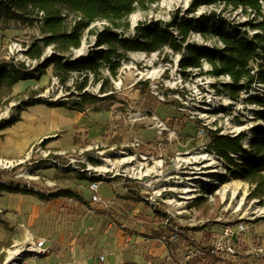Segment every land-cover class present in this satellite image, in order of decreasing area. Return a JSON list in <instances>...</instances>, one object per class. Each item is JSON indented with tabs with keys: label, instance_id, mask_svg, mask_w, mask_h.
I'll return each instance as SVG.
<instances>
[{
	"label": "rangeland",
	"instance_id": "374dc122",
	"mask_svg": "<svg viewBox=\"0 0 264 264\" xmlns=\"http://www.w3.org/2000/svg\"><path fill=\"white\" fill-rule=\"evenodd\" d=\"M192 1L160 0L146 11L137 10L121 23L120 28L112 26V29L118 34L131 37L134 35L135 27L140 23L171 22L174 14L186 13ZM211 12H216V19L227 24L228 34H235L237 29L253 34L247 22L249 18L240 9H226L222 5H204L192 16L197 19L203 14L210 15ZM75 17V14L69 13L67 24L71 23ZM105 24L96 22L92 28L100 30ZM41 25L18 21L3 22L0 27V62L13 61L19 65L22 64L25 67V74L30 75L29 77L36 73V78L20 81L16 89L7 95V97H13V101L10 102L16 103L26 96H34V92L43 94L49 99H56L52 103L66 102L64 105H50L43 101L32 103L27 110L38 115V124L35 128L30 126L33 129L29 133L25 131L23 137L49 129L53 123L59 128L60 137L48 141L52 144L48 150L41 141L34 145L22 159H0V185L7 187L6 182L12 186L24 184L25 188L28 185L31 189L40 190L42 194L62 192L67 190L66 186H68V190L74 191L85 201L91 202L93 192L90 184L93 181H99L98 176L95 177L94 174H105L107 179L99 187L98 194L102 196L99 197L113 199L119 190L118 182L122 181L130 188L127 193L137 199L141 198V201L149 207L147 214H139L134 220L132 219L137 224L136 227L131 221L126 220L130 225L126 229L130 236H143V238L157 240L150 245V249L148 245L144 249L145 245L139 242H132L133 244L130 241L126 242L127 249H131L126 257L131 259L136 257V264H175L173 259L176 256L171 257L168 252L169 255L165 257L166 245L163 241H158L161 238L157 239L151 235L152 222L155 220L154 209H161L163 212L164 209L175 210L179 213L180 220L174 221L178 220L179 227L197 230L192 236V245H184L181 250L212 245L214 238L221 230L218 232L212 230L218 222L230 221L235 224L239 219H243L248 230L247 234L236 242L238 255L222 264H264V255L257 256L254 251L264 244V214H262L264 202H260V199H249L251 187L241 178L240 169L229 166L209 152L207 145L211 137L204 129L206 126V129L229 136L245 133L248 138H251L253 129L262 123L260 114L263 108L257 102L249 100L251 97L264 99V88L255 84L249 91L242 92L238 100H232L221 87H217L220 83L229 82L230 77L216 78L209 74L211 66L207 62L203 63L201 70L188 69L189 74L185 76L178 65L180 54L171 51L170 48L152 54L129 53L128 60L123 62L115 77L108 68L103 67L98 74L73 73L63 83L61 77L56 78L57 75L52 66L42 74L34 72L39 63L54 53L53 48H46L43 58L38 61L29 57L26 59L22 55L20 47H28L36 39L41 38ZM214 29L216 27L211 26L209 32L193 31L189 42L210 48L216 45L222 46L218 37L212 34ZM173 33L176 34L174 31ZM95 40L96 36L86 31L79 49L59 54L64 55L66 61L85 57L94 47ZM11 42L17 43L18 46L9 56L7 46ZM251 65L253 68H264V60L254 61ZM86 80L85 89L88 91L84 89L82 93L88 92L98 97V101L102 98L107 99L103 109L118 116L120 120L126 121L125 124L131 131H136L137 127L149 129L150 132L155 133V136H163L166 139L164 134L160 135V128L156 125L155 117L164 120L169 129L180 131L178 132L179 149L173 152L170 158H161L156 152V149L162 148L157 140L153 150H144L149 148L147 143L142 141L143 146L134 148L132 143L135 139H133L130 143L117 145V147L114 145L102 147L85 141L79 147L65 151L74 145L76 137L75 131L73 132L70 127L76 119L74 118L76 113H72L73 110L69 108L68 101L78 98L81 93L79 86ZM119 130V126L115 127L114 133L117 132V136L120 133ZM244 145L247 148V141H244ZM210 158L219 162L217 167L211 164ZM73 159L76 161L70 165ZM13 163L17 165L10 166ZM67 164L68 168H66ZM212 170H218V173H210ZM114 174L119 176L113 177ZM36 177H39V180H33ZM202 178L207 180L204 181ZM209 187L214 193L207 199L208 205L214 206L217 203L221 205L220 213L214 220L204 217L196 207H193L196 197L203 193L204 188ZM189 190L195 191L188 192ZM68 197L65 195L44 200L31 190L5 189L2 191L0 189V249L5 247L6 251L0 255V263L4 255L10 256L11 252L20 248L19 246H24L28 233L33 234L37 240L49 236L50 232L55 238L61 234L68 235L70 227L74 224L72 216H77L79 213L71 208L78 201L70 197L73 199L70 202ZM192 199L195 200L192 201ZM150 200L154 201L155 206L150 203ZM109 204L107 208L111 206V203ZM88 210L91 212L90 209ZM111 215L108 214V216ZM114 220L116 221L117 218ZM114 220H107L106 226L115 223ZM83 222L85 230L90 235L97 234L98 237L99 233L104 231L100 229L105 225L95 221L93 216L87 217ZM91 227L93 229H90ZM145 230L149 233L141 235L140 232ZM209 230L213 235L210 239L205 234ZM108 236L109 234L100 235L95 248L94 264H100L101 256L105 257L104 264L113 263L114 258L107 254L111 247L103 245ZM132 247H135V250H132ZM181 255H183L182 252L179 256ZM30 262L34 264V261Z\"/></svg>",
	"mask_w": 264,
	"mask_h": 264
},
{
	"label": "trees",
	"instance_id": "16d2710c",
	"mask_svg": "<svg viewBox=\"0 0 264 264\" xmlns=\"http://www.w3.org/2000/svg\"><path fill=\"white\" fill-rule=\"evenodd\" d=\"M159 1L3 0L0 1V27L3 22L13 21L42 24L40 27L41 38L31 43L25 54L30 59L38 61L43 58L46 48H53L54 53L39 63L34 72L42 74L52 66L56 72V78L61 77L63 83L73 73L92 72L98 74L103 67L108 68L112 76L115 77L123 62L128 60L129 53L152 54L170 48L171 51L180 54L178 65L185 76L189 74L188 69L201 70L203 63L207 62L211 66L209 74L216 78L230 77L229 82L220 83V86L217 87H221L232 100H238L241 93L249 91L254 83L264 85V68L258 67L255 71L251 65L254 61L264 60V5L262 3L264 0H193L187 12L183 15L174 14L171 22L140 23L135 27L134 35L131 37L113 31L112 26L120 28L121 23L137 10L146 11ZM204 5H222L226 9H240L249 18L247 22L253 34L249 31L241 32L238 29L235 34H228L227 24L216 19V12H211L210 15L203 14L197 19L193 17L192 14ZM40 13H43L42 18ZM69 13L75 14L76 17L67 24ZM96 22L106 24L103 29L96 30L92 28ZM211 26L216 27L212 34L218 37L222 46L216 45L210 48L189 42L193 31L209 32ZM86 31L96 36L94 47L87 56L66 61L64 55L60 54L79 49ZM29 76L25 74V67L22 64L19 65L13 61L0 62V108L11 103L13 97H7V95L20 81L34 79L36 73ZM86 85L87 80L79 86L81 93L78 98L68 101L69 108L77 113H84L88 103L99 100L98 97L88 94L86 91V93H82L87 87ZM33 94L34 96H29V100L23 102L22 106L17 109L18 114L36 102L43 101L50 105L66 103L59 101L52 103L46 99L36 98L40 95L38 92ZM249 101H255L263 108L260 114L262 123L253 129V136L248 138L245 133H240L236 137H231L208 130L211 141L207 148L209 152L229 166L240 169L241 178L251 187L249 199H260V202H264V99L251 97ZM19 119L20 115H17L3 121L0 131L12 126ZM244 141H247V148ZM6 186L0 185V189L2 191L5 189L31 190L44 200L68 195V198L83 201L77 193L68 189L58 193L42 194L40 190L36 192L35 189L22 188L21 184L12 186L6 182ZM203 193L213 194L214 191L209 187L204 188ZM207 202L208 200L203 196L197 197L193 207H196L204 217L214 220L220 213L221 205L217 203L214 206H209ZM154 214L155 220L152 222L151 235L162 239L166 245V251L170 253L171 257L176 256L173 259L175 264H222L227 261L212 254L210 244L202 247H190V249L196 250L197 254L186 260L185 255L190 249H181L184 248V245H192L191 229L179 227L175 221L174 224L166 225L164 222L167 215L161 209H154ZM175 234L178 236L176 241L172 240ZM205 234L209 239L213 237L210 230ZM181 252L183 255L179 256Z\"/></svg>",
	"mask_w": 264,
	"mask_h": 264
},
{
	"label": "crops",
	"instance_id": "0c3cea01",
	"mask_svg": "<svg viewBox=\"0 0 264 264\" xmlns=\"http://www.w3.org/2000/svg\"><path fill=\"white\" fill-rule=\"evenodd\" d=\"M17 86L18 85L13 88V91ZM106 101L107 99L102 98V100L97 101L96 104H88L84 113H77L76 111L72 112L73 114L76 113L74 117L76 119H74V121L70 124V127H72L73 132L75 131L76 137L74 138V145L65 151H70L73 148L79 147L85 141L91 144H98L102 147H109L110 145L117 147V145H126V143H130V141L133 139H140L141 141L147 143L149 148H144V150H153V145L155 144V140H157V142H159L158 145L162 146L161 150L156 149L157 154L161 158H170L171 154L179 149L178 132L180 131L176 129H169L168 131L160 133V135L164 134L166 139H164L163 136H160L162 137L160 138L158 135H156V137L155 133L153 131L150 132L149 129L145 130L137 127L136 131H131L128 125L125 124L126 121L120 120L118 116H114L113 113L103 109ZM19 115L20 119L15 124L0 131V141L2 142L0 144V159H22L34 145L40 143L41 141L45 149L48 150V148H51L52 145L48 141L60 137L58 135L59 128L55 126V123H53L49 129L47 128L40 132H33L32 135L23 137L25 131L29 133L31 129L37 126L38 115L30 112L27 109L22 111ZM162 121L164 122V120ZM114 124L115 127L119 126L120 128V133L118 136L116 135L118 134L117 132L114 133ZM154 136L155 139L153 138ZM122 142H124V144H121ZM155 145H157V143ZM67 158L66 161L68 160ZM118 186L119 190L113 199L103 198L105 201L111 203L109 208L101 205L96 206V204L87 202L83 198V201L81 202L78 200L80 203H74V207L72 206L71 208L74 211H78L79 213L77 216H72L74 224L72 227H70V232H68V235L61 234L58 238H55L54 236H51L50 232L49 236L45 237L48 239L47 245L51 250L50 255L41 257L36 261H31H34L33 263L35 264H94L93 258L96 255L95 248L98 245L99 237L101 234H109L107 241L103 244L105 246L111 247L107 254L108 256H112L114 261L113 263L109 262V264H136V257L132 259L126 257V254L130 252L129 250H131L127 249L128 245H126V242H139V244L145 245L144 249H146L147 245L149 246L148 249H150V245L157 242V240L143 238V236L137 237L136 235H129L130 233L126 229L129 228L130 225L126 220H129L131 223L135 224L132 219L134 220L139 214H147L149 207H147L148 205L141 201V198L137 199L133 197V195L127 193L128 189H130L127 187V183L119 181ZM124 186H126V188ZM66 188L68 189V186H66ZM69 189L72 188L69 187ZM88 209H90L91 212H89ZM107 209L110 211L108 212ZM93 212L95 214H92ZM106 213L112 215L108 216ZM89 216H93L95 221L105 225L101 227L100 230L104 231L102 233L100 232L98 237L97 234L90 235L84 228L85 225L83 221H85ZM116 218L117 220L115 221L114 219ZM107 220H114L115 223L106 226ZM178 220H180V218H178ZM136 226L137 224H135V227ZM222 226L223 223L218 222V224L215 225V228L212 229L213 232H218ZM103 227L107 228L105 229ZM90 229L93 228L91 227ZM140 233L141 235H144L149 232L145 230ZM195 233L196 231L194 228H192L190 235L193 236ZM158 241L162 240L160 239ZM132 250H135V247H132ZM166 250L164 255L165 257L169 255L168 251ZM4 252L6 253L5 247L0 249V255H2ZM132 257H134L133 253ZM7 259L8 254L2 257V262L0 264H5Z\"/></svg>",
	"mask_w": 264,
	"mask_h": 264
},
{
	"label": "built area",
	"instance_id": "2783aa9c",
	"mask_svg": "<svg viewBox=\"0 0 264 264\" xmlns=\"http://www.w3.org/2000/svg\"><path fill=\"white\" fill-rule=\"evenodd\" d=\"M264 5V2H262ZM43 13H40V17L42 18ZM12 43V42H11ZM9 46H7V52L8 55L11 56V54H13V50L14 48H16L18 45L17 43H12ZM28 47L22 48L20 47L21 51H22V55H24L27 59L26 56V51L28 50ZM16 63V62H15ZM255 71L258 69V67L254 68ZM255 84H259L262 88H264L263 84L260 83H254L253 86ZM86 91H88V89H86ZM36 98H45L48 101L52 102L56 99H52L49 97L44 96L43 94L38 95ZM29 100V97L26 96L23 99L17 101L16 103H9L8 106L2 107L0 108V125L2 124L3 121H7L9 120V118L11 116L16 117L18 114V108L22 106L23 102H26ZM155 121H156V125L160 128V132L162 133L164 131H168L169 128L165 125V123L162 120H159L158 118L155 117ZM205 131H208L209 129H206V126L204 127ZM213 131V130H212ZM204 132V131H203ZM238 136V134L236 133V135H232L231 137H236ZM143 142L135 139L132 143V146L134 148H139L141 146H143ZM132 153V152H131ZM65 154V153H64ZM147 154V153H145ZM148 155V154H147ZM49 156V154L47 155ZM150 158H153V156L148 155ZM76 160H71V164H73V162H75ZM9 163V162H8ZM15 166L17 165V163H13L10 166ZM66 168H68V164L66 165ZM95 177L98 178L99 181H93L90 184V189L93 192L92 195V199L91 202L94 204H98V205H103L105 207H108L110 204L107 201H104L101 197H99L100 195L98 194L99 191V187L101 185V183L103 181H106V175L105 174H94ZM100 176V177H99ZM115 176H119V175H113V177ZM104 178V180L102 179ZM131 178V177H129ZM133 179V178H131ZM33 180H39V177L33 178ZM46 184V183H45ZM48 185V184H46ZM20 187H25L24 184H21ZM27 187H29V189H31L30 186L27 185ZM26 187V188H27ZM36 192H38V189H35ZM203 196L206 199L211 198L212 194L209 193H202L199 195ZM197 198V197H196ZM195 199H192V201ZM70 202L73 201V199H69ZM154 201L150 200V203L152 205L155 206V204L153 203ZM164 212L167 215V219L165 221L166 225H169L170 223H172V221H174L175 219H178V215L179 213L176 212L175 210H171V209H164ZM262 214H264V210L262 211ZM247 224L243 219H239V221H237L235 224H232L230 221L229 222H224L223 226L221 228V230L218 232V234L216 235V237L214 238V242L211 245V253L221 257L224 260H228V259H232L235 258L238 255V249L236 248V242L239 239H242L246 234H247ZM178 239L177 234H175L172 237V240L176 241ZM25 244L24 246L21 245L19 246L20 248L14 252L10 253V256L8 255V259L7 262L5 264H32L30 261L31 260H38L41 257L44 256H48L51 253L50 248L48 247V239H36L35 236L31 233H28L26 241H24ZM255 255L257 256H263L264 255V244L261 245L259 248L255 249ZM197 252L196 250H189L186 255H185V259L188 260L190 259L192 256L196 255ZM105 261V257L101 256L99 258V263L102 264ZM35 264V263H34ZM37 264V263H36Z\"/></svg>",
	"mask_w": 264,
	"mask_h": 264
},
{
	"label": "bare ground",
	"instance_id": "6f19581e",
	"mask_svg": "<svg viewBox=\"0 0 264 264\" xmlns=\"http://www.w3.org/2000/svg\"><path fill=\"white\" fill-rule=\"evenodd\" d=\"M117 84H120V83H117ZM209 160H211L212 161V163L211 164H214L215 166L214 167H217L218 166V163L219 162H217V161H215L213 158H210ZM210 173H212V174H215V173H218V170H212V171H210ZM204 181L205 180H207V178H202ZM192 191H195V190H189L188 192H192Z\"/></svg>",
	"mask_w": 264,
	"mask_h": 264
},
{
	"label": "water",
	"instance_id": "95a60500",
	"mask_svg": "<svg viewBox=\"0 0 264 264\" xmlns=\"http://www.w3.org/2000/svg\"><path fill=\"white\" fill-rule=\"evenodd\" d=\"M0 1H3V0H0Z\"/></svg>",
	"mask_w": 264,
	"mask_h": 264
}]
</instances>
